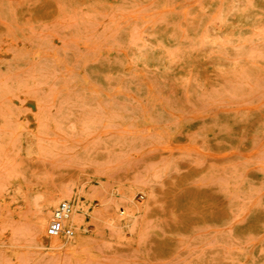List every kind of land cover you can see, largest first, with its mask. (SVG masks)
Masks as SVG:
<instances>
[{
    "label": "rangeland",
    "instance_id": "obj_1",
    "mask_svg": "<svg viewBox=\"0 0 264 264\" xmlns=\"http://www.w3.org/2000/svg\"><path fill=\"white\" fill-rule=\"evenodd\" d=\"M0 264H264V0H0Z\"/></svg>",
    "mask_w": 264,
    "mask_h": 264
},
{
    "label": "bare ground",
    "instance_id": "obj_2",
    "mask_svg": "<svg viewBox=\"0 0 264 264\" xmlns=\"http://www.w3.org/2000/svg\"><path fill=\"white\" fill-rule=\"evenodd\" d=\"M124 199L130 200V196L124 194ZM32 220L35 227L38 229L39 242L50 250H72L77 245H80V224L82 223V209L81 204L76 199L74 193L70 190H60L59 192L52 191H39L34 192L29 198ZM61 201H68L70 204V213L63 223L62 231L53 236L50 235L48 230L51 225L56 204ZM134 207L129 203L118 211L120 216H132ZM72 230L75 231L72 232ZM74 234V235H73ZM73 235V236H72Z\"/></svg>",
    "mask_w": 264,
    "mask_h": 264
},
{
    "label": "built area",
    "instance_id": "obj_3",
    "mask_svg": "<svg viewBox=\"0 0 264 264\" xmlns=\"http://www.w3.org/2000/svg\"><path fill=\"white\" fill-rule=\"evenodd\" d=\"M70 213V205L67 202H62L54 213V218L49 226V234L57 235L62 231L63 223L66 220L68 214Z\"/></svg>",
    "mask_w": 264,
    "mask_h": 264
}]
</instances>
